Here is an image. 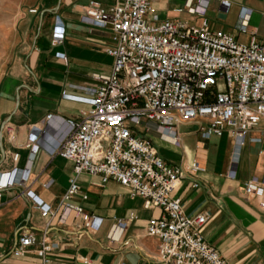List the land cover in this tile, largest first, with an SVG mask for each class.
Segmentation results:
<instances>
[{
    "label": "crops",
    "instance_id": "0c3cea01",
    "mask_svg": "<svg viewBox=\"0 0 264 264\" xmlns=\"http://www.w3.org/2000/svg\"><path fill=\"white\" fill-rule=\"evenodd\" d=\"M88 1L33 0L25 7L22 1L10 16V27L7 21H0V40L8 53L0 72V131L5 152L0 173L13 167L27 170L22 187L10 186L0 192V264H82L84 257L92 264L159 263L158 239L147 235L145 227L150 217L160 215V209L145 207L140 196H131L128 187L116 181L101 183L97 176L77 175L80 193L72 202L101 219L97 230L84 228L72 217L65 223L59 222V215L44 218L30 198L18 195L22 190H31L39 199L56 206L69 185L73 164L60 155L50 156L45 149L48 139L31 154L27 145L30 125L41 122L47 113L61 117L88 113L91 97L83 87L97 84L95 74L111 71L113 57L105 49L113 45L112 32L81 21ZM96 1L104 6L114 2ZM184 1L149 0L147 19L199 23L198 17L178 10ZM242 16H248L245 32L240 30ZM206 17L211 29L223 30L239 42L249 43L252 37L264 39V0H211ZM59 21L65 28L63 41L53 44V27ZM148 125L158 155L185 170L174 196L186 214H207L203 229L206 241L227 264H264V194L256 197L243 189L250 178L264 179V138L256 140L261 137L263 125L246 137L235 178L228 176L232 137L224 134L201 139L197 122L192 121L178 124L180 142L173 144L161 137L154 123ZM193 160L201 168L195 172L190 171ZM82 194L87 198L83 199ZM118 219L126 226L118 238L110 240L108 235ZM24 230L34 232L37 243L15 255L18 237ZM42 239L51 246L46 263L37 253Z\"/></svg>",
    "mask_w": 264,
    "mask_h": 264
},
{
    "label": "built area",
    "instance_id": "2783aa9c",
    "mask_svg": "<svg viewBox=\"0 0 264 264\" xmlns=\"http://www.w3.org/2000/svg\"><path fill=\"white\" fill-rule=\"evenodd\" d=\"M210 1L185 0L178 9L198 17L199 23L149 20V0H114L108 6L89 0L84 6L81 21L112 32L113 45L105 50L113 62L108 74L94 75L96 85L83 87L91 97L88 113L79 117L47 113L41 122L30 125L27 145L31 154L48 139L47 153L73 164L69 185L55 207L31 190L19 192L33 201L42 217L59 215L61 223L72 217L84 228L97 230L101 219L72 202L80 193L77 175L87 173L99 177L101 183L116 181L128 187L131 196H140L145 207L160 209V215L150 217L145 227L147 235L158 239V264H227L204 237L207 214H186L174 196L185 170L164 161L148 135V124L154 123L164 140L179 144L178 124L192 121L197 122L201 139L227 134L234 141L230 178L236 176L239 152L248 134L263 125L256 140L264 138V39L252 37L243 43L223 30L211 29L206 17ZM59 23L53 27V44L63 41L65 28ZM247 23L248 16H242L241 32L247 30ZM60 57L66 60L64 54ZM199 169L193 160L190 171ZM26 179V169L1 172L0 192L22 187ZM243 189L262 197L264 179L250 178ZM125 226L118 219L108 238H118ZM36 243V234L24 230L13 252L21 255ZM50 249L42 239L37 253L45 263ZM81 261L92 264L86 257Z\"/></svg>",
    "mask_w": 264,
    "mask_h": 264
},
{
    "label": "rangeland",
    "instance_id": "374dc122",
    "mask_svg": "<svg viewBox=\"0 0 264 264\" xmlns=\"http://www.w3.org/2000/svg\"><path fill=\"white\" fill-rule=\"evenodd\" d=\"M23 1L24 7L27 6L31 1L33 0H0V21L6 23L8 27L11 26V14L16 9L17 5ZM13 16V15H12ZM1 36V33H0ZM10 43V39L8 41ZM4 41L0 40V72L4 69L5 65L3 62H5L6 58V49H4ZM8 54V53H7Z\"/></svg>",
    "mask_w": 264,
    "mask_h": 264
},
{
    "label": "water",
    "instance_id": "95a60500",
    "mask_svg": "<svg viewBox=\"0 0 264 264\" xmlns=\"http://www.w3.org/2000/svg\"><path fill=\"white\" fill-rule=\"evenodd\" d=\"M8 119L3 121L2 125H1V128H3V126L7 123ZM2 131H0V152H1V158H0V163L3 161L4 157H5V152H4V149L2 147Z\"/></svg>",
    "mask_w": 264,
    "mask_h": 264
}]
</instances>
